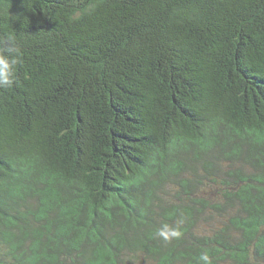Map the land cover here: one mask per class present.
<instances>
[{
  "label": "trees",
  "instance_id": "trees-1",
  "mask_svg": "<svg viewBox=\"0 0 264 264\" xmlns=\"http://www.w3.org/2000/svg\"><path fill=\"white\" fill-rule=\"evenodd\" d=\"M0 264H264V0H0Z\"/></svg>",
  "mask_w": 264,
  "mask_h": 264
}]
</instances>
